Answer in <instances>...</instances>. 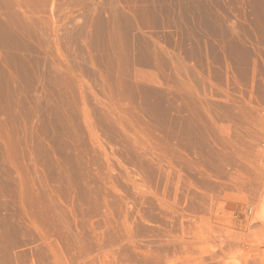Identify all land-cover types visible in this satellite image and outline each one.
I'll return each mask as SVG.
<instances>
[{
  "label": "rangeland",
  "instance_id": "1",
  "mask_svg": "<svg viewBox=\"0 0 264 264\" xmlns=\"http://www.w3.org/2000/svg\"><path fill=\"white\" fill-rule=\"evenodd\" d=\"M0 264H264V0H0Z\"/></svg>",
  "mask_w": 264,
  "mask_h": 264
},
{
  "label": "bare ground",
  "instance_id": "2",
  "mask_svg": "<svg viewBox=\"0 0 264 264\" xmlns=\"http://www.w3.org/2000/svg\"><path fill=\"white\" fill-rule=\"evenodd\" d=\"M45 2V1H44Z\"/></svg>",
  "mask_w": 264,
  "mask_h": 264
}]
</instances>
